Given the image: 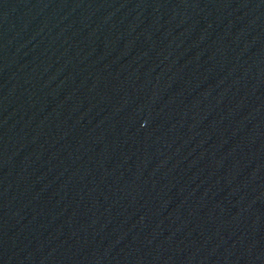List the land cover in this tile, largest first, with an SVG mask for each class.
I'll use <instances>...</instances> for the list:
<instances>
[{"label": "water", "instance_id": "obj_1", "mask_svg": "<svg viewBox=\"0 0 264 264\" xmlns=\"http://www.w3.org/2000/svg\"><path fill=\"white\" fill-rule=\"evenodd\" d=\"M0 264H264V0H0Z\"/></svg>", "mask_w": 264, "mask_h": 264}]
</instances>
